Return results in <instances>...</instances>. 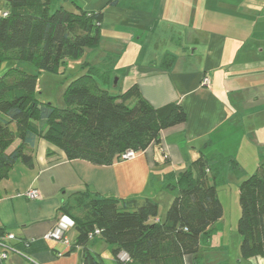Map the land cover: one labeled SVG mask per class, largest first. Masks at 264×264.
Listing matches in <instances>:
<instances>
[{
    "label": "crops",
    "instance_id": "1",
    "mask_svg": "<svg viewBox=\"0 0 264 264\" xmlns=\"http://www.w3.org/2000/svg\"><path fill=\"white\" fill-rule=\"evenodd\" d=\"M108 1L81 0V7L75 0L82 9L102 13V56L87 48L84 73V63L106 61L101 66L108 68L109 79L117 77L113 95L137 85L153 107L177 103L186 119L163 129L159 144L110 165L68 160L55 145L36 139L27 147L31 165L18 161L0 179V232L14 234L16 249L0 264H84V248L75 245L73 228L66 232L68 242L46 238L62 207L74 204L80 193L155 200L169 190L163 187L164 174L185 169L200 154L234 159L238 173L231 164L225 167L238 176L237 182L264 162V0ZM97 56L104 60L96 61ZM205 74L209 86L201 84ZM109 79L101 86L107 87ZM217 187L223 211L216 223L225 216ZM30 189L40 196L26 197ZM167 196L169 201L172 196ZM236 200L232 222L240 215L237 194ZM235 227L231 223L224 231L216 225L195 254L183 256V264H264V254H240ZM87 248L104 264H116L113 246L101 236L90 238ZM126 257L119 254L121 260Z\"/></svg>",
    "mask_w": 264,
    "mask_h": 264
},
{
    "label": "trees",
    "instance_id": "2",
    "mask_svg": "<svg viewBox=\"0 0 264 264\" xmlns=\"http://www.w3.org/2000/svg\"><path fill=\"white\" fill-rule=\"evenodd\" d=\"M50 1L4 0L1 12L6 15L0 13V65L24 61L36 68L30 73L14 66L0 75V179L18 161L31 165L27 147L38 138L61 149L68 160L110 165L127 151L138 153L159 144L163 129L186 119L177 103L153 107L137 85L123 94H110L98 82L109 79L108 68L88 63L86 73L65 87V107L36 99L38 72L57 71L100 41V10L79 6L77 11L51 10ZM170 63L168 59L165 64ZM228 164L239 172L234 159L200 154L185 169L165 173L163 187L177 194L163 221L156 220L159 205L152 198L80 193L75 204L62 207L61 213L74 220L75 245L84 248L83 263L104 264L87 248L90 238L101 236L113 246L116 264H183V256L199 250L201 240L211 237V226L222 216L216 186L223 182L222 170ZM238 190L240 254H264V162ZM95 229L99 233L90 237ZM121 252L126 259L119 258Z\"/></svg>",
    "mask_w": 264,
    "mask_h": 264
},
{
    "label": "rangeland",
    "instance_id": "3",
    "mask_svg": "<svg viewBox=\"0 0 264 264\" xmlns=\"http://www.w3.org/2000/svg\"><path fill=\"white\" fill-rule=\"evenodd\" d=\"M81 0H77V2L79 3V5L81 7L83 6V3L80 2ZM77 3L75 2V0L72 2V0H51L50 1V9L54 10L56 8L62 7L68 11H75L77 10ZM94 50V52H98L97 54L99 56H102L101 54V50H100V45L98 44L97 47L94 48H89ZM97 56V58L95 59L96 61H98L101 58V61H103V57H99ZM90 57V54L88 56V58ZM84 61V59L82 57L78 58V59H71L68 60V62L64 65H61L57 71L56 70H41L40 72L37 73V84H36V89H35V98L38 99L39 101H43V102H48L51 103L52 105L56 106V107H65L66 104L64 102L63 99V92L65 90V87L67 86V84L76 76H79L81 74H84L85 72V68L81 67V63ZM106 63V61H104ZM98 63V67L105 64V63ZM14 61H4L2 62V64L0 65V75H2L5 71H7L9 68L14 66ZM18 68L23 69L27 72L30 73H35L36 72V68L28 63V62H24V61H18L16 62ZM100 68H104L103 66H101ZM83 70V72H81ZM109 85L107 87H104L108 90H110V94H115L112 93L113 91L115 92V89L117 90V88L114 87L115 83L117 82V77L116 76H111V78L109 79ZM98 82L100 85H104L101 80V78H98ZM254 172V171H252ZM253 173L250 174H246L244 179L247 178L248 176H250ZM222 175H223V182L218 185L217 189L219 191V195L222 199L223 202V206H224V210H225V216L224 219L221 218L217 223L214 222L213 225L211 226V231L212 233L214 232V229H216V225H218V227L224 231H229L230 230V224L232 223L233 226L234 224H236L237 227V222H238V218L234 219L233 216V222L232 220V209H234V201L237 203L236 200V194H237V199H238V186L241 183L242 180L244 179H240L237 182L238 176L236 174H234L231 169L224 167L222 170ZM169 193V195L172 196L171 199H169L168 201V196L167 194ZM159 194V193H157ZM177 194L176 191H172V190H163L161 192V194H159L157 197L155 196V201L158 202L159 205V211H158V217L160 218L162 215L165 218V214H166V210L169 207L172 199L174 198V196ZM167 196V201L164 200V198ZM75 204V203H74ZM83 211H79L77 210V214L82 215ZM233 214V213H232ZM236 220V221H235ZM236 222V223H235ZM233 228V232L236 231L237 232V228ZM204 240V239H202ZM205 241V240H204Z\"/></svg>",
    "mask_w": 264,
    "mask_h": 264
},
{
    "label": "built area",
    "instance_id": "4",
    "mask_svg": "<svg viewBox=\"0 0 264 264\" xmlns=\"http://www.w3.org/2000/svg\"><path fill=\"white\" fill-rule=\"evenodd\" d=\"M2 15H6V12H1ZM201 84L204 86L210 85V78L207 74H205L201 79ZM135 155L134 152L127 151L125 154L121 156L122 160L129 159ZM24 195L28 198L35 199L40 196V193L37 189H30L24 193ZM74 227V220L65 213H60L55 221L54 226L48 233L46 234V238L53 240H62L64 242H68V238L66 236V232ZM99 230L95 229L93 233H90V237L98 234ZM15 236L10 232H0V258L6 259L10 252H16L15 246L13 244V240ZM28 245V242L25 243Z\"/></svg>",
    "mask_w": 264,
    "mask_h": 264
}]
</instances>
